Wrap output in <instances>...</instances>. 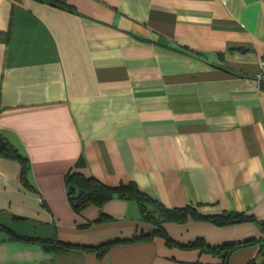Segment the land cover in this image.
Instances as JSON below:
<instances>
[{"label":"crops","instance_id":"crops-1","mask_svg":"<svg viewBox=\"0 0 264 264\" xmlns=\"http://www.w3.org/2000/svg\"><path fill=\"white\" fill-rule=\"evenodd\" d=\"M264 0H0V226L99 245L156 226L135 200L77 213L65 174L135 182L168 207L264 221ZM261 73V77L259 74ZM103 217V218H102ZM103 254L46 250L0 228V264H264L262 225L190 217Z\"/></svg>","mask_w":264,"mask_h":264},{"label":"trees","instance_id":"trees-1","mask_svg":"<svg viewBox=\"0 0 264 264\" xmlns=\"http://www.w3.org/2000/svg\"><path fill=\"white\" fill-rule=\"evenodd\" d=\"M2 154L17 159L22 165L21 178L25 183L29 182L28 172L30 170L29 158L22 153L20 149L6 140V146ZM83 157H80L75 166L71 167L65 174V184L67 188V195L70 204L75 212L79 213L84 208L91 204L98 206L104 205L108 200L114 197H120L127 200L137 201L142 219L148 221L156 226L150 233L136 235L128 240H109L99 245H87L70 241H64L57 236L51 238H39L32 236L19 235L15 231L1 227L9 232L11 239H20L32 242H38L44 246L46 250H68L73 247H80L86 250H92L99 255H103L112 244L121 241H131L142 237H149L153 235H163L171 243L172 239L167 235L163 223L167 221L185 222L190 217L200 220H208L219 225L232 224L242 221H256L262 225L264 229V221L259 220L254 214H249L243 211L225 210L219 213H203L195 205H186L180 207H168L163 202L152 197L145 191L141 190L135 182L120 183L117 185H109L98 179L93 175H88L81 171L79 167L84 165ZM103 218V217H102ZM264 240L250 239L243 243H226L222 247H213L208 245L202 238H198L193 242L188 243L189 247H200L206 250L219 251L224 249L225 257L229 256L231 252L238 246L257 243ZM262 253H264L262 251ZM248 264H260L258 259L252 258Z\"/></svg>","mask_w":264,"mask_h":264},{"label":"water","instance_id":"water-1","mask_svg":"<svg viewBox=\"0 0 264 264\" xmlns=\"http://www.w3.org/2000/svg\"><path fill=\"white\" fill-rule=\"evenodd\" d=\"M5 146H6V140L3 136L0 135V154L4 150Z\"/></svg>","mask_w":264,"mask_h":264},{"label":"built area","instance_id":"built-area-1","mask_svg":"<svg viewBox=\"0 0 264 264\" xmlns=\"http://www.w3.org/2000/svg\"><path fill=\"white\" fill-rule=\"evenodd\" d=\"M262 66L264 67V59H263V61H262ZM259 76H260V77L262 76L261 73L259 74Z\"/></svg>","mask_w":264,"mask_h":264}]
</instances>
